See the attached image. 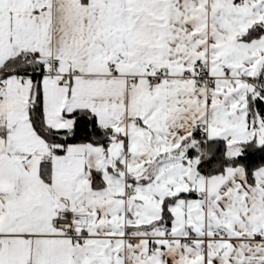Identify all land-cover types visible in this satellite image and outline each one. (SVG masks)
Wrapping results in <instances>:
<instances>
[{
  "label": "snow or ice",
  "instance_id": "snow-or-ice-1",
  "mask_svg": "<svg viewBox=\"0 0 264 264\" xmlns=\"http://www.w3.org/2000/svg\"><path fill=\"white\" fill-rule=\"evenodd\" d=\"M0 264H264V0H0Z\"/></svg>",
  "mask_w": 264,
  "mask_h": 264
}]
</instances>
